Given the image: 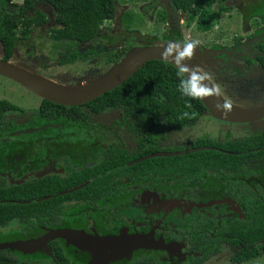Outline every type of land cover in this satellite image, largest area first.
<instances>
[{
	"label": "flooded vegetation",
	"instance_id": "obj_1",
	"mask_svg": "<svg viewBox=\"0 0 264 264\" xmlns=\"http://www.w3.org/2000/svg\"><path fill=\"white\" fill-rule=\"evenodd\" d=\"M231 1L233 0L227 2ZM169 7L173 9L170 1ZM216 7L215 2L213 10H216ZM165 15H161V18ZM262 16H264L263 13ZM165 19V31L156 34L154 38L174 42L177 29L181 42H183L182 29L177 17ZM190 23L193 26L194 20ZM216 23L217 21H214L213 25ZM126 25L122 26L128 27ZM194 29L200 32L195 25ZM49 35L48 31V40L53 41ZM107 36L110 35L106 34L105 37ZM93 39L78 43L75 47L77 52L81 53L86 49H91L93 44L95 48L96 46L99 48L100 44L105 48L113 49L119 57L118 61L129 48L137 46L133 43L125 46H118L115 42V44H107L100 35V29ZM263 42L264 33L256 42V49L251 54L254 67L262 73H264V52L259 50L258 45ZM45 44L52 50H56L59 58L54 60L55 63L52 60L49 61L48 58L47 65L39 63L38 74L51 79L56 78L58 83L77 84L87 72L102 74L107 66L112 64L104 62L106 54L89 56L86 60L77 57L71 62H63L61 61L62 50L56 47V42L51 45L46 41ZM81 46L83 48H80ZM14 47L17 50L16 42L13 51ZM48 51L51 52L46 48L43 54L47 56ZM224 51L230 54L228 50H223L221 52L223 56ZM236 51L240 54L239 56L242 55L240 50L236 49ZM10 58L7 61H10ZM245 61H247V56H245ZM248 63V66L240 64L242 68L247 67L251 70V62ZM62 74L64 79L60 78L63 79L60 81L58 75ZM14 97L18 100L22 98V95L15 94ZM38 100V104H34L36 106L33 108H30V104H28L29 107L26 105L30 109L7 100L15 105L16 109H7L2 113L0 182L6 186L17 185L44 176H52L63 183H71L76 181V178H82L79 183L55 192L57 195L74 193L72 196L59 200V211L53 225L35 224L41 231H35L34 235L28 236V221L20 224L14 218L12 220L16 223V228L10 230L14 232L6 241L36 237L41 235L45 228H68L81 230L92 236L136 237L141 243L154 245L139 246L131 251L127 259L121 257L106 264H130L140 260L148 264H195L198 259H200L199 264H226V262L228 264H248L262 254L264 248L258 256L251 259L240 262L233 259L237 251L243 248V243L250 242L254 245L258 241L261 244L264 243L263 239L257 240L253 235L248 237L247 232L241 231L250 221L245 204L247 202L254 204L256 199L264 197V157L246 159L243 164L246 169L244 173H241L239 169V160L234 162L232 167H225L222 164L206 167L203 164L200 167L193 166L194 170L192 166L186 164L184 173L169 171L174 166L170 164H166L167 170L164 172H154L149 168L141 166L133 168L132 166L145 160L141 159L142 157L152 153H174L196 149L188 153L153 156L165 158L189 155L206 149L230 153L222 146L234 140L264 133V126H258L255 123L253 128L259 132H250L251 128L247 127L248 123L222 122L205 114L204 109L192 124L181 128H174L164 122L149 128V125L137 123L133 117L126 115L123 107L105 106L101 111L94 113L81 104L76 106H79V110L88 117L81 128H88L87 136L90 137L92 133L95 138L94 141H81L79 140L82 138L81 135L74 136V133L65 131V127L55 121L39 123L42 119L38 108L42 98L39 97ZM263 100L264 97L260 102ZM109 111L117 112L118 116L109 117L112 122L104 124L103 128L94 125L97 116L108 114ZM204 116L207 117L203 118ZM91 122L93 124H90ZM73 123L77 122L73 121ZM19 124L22 127H18ZM106 128L109 131L108 134ZM40 131H42L40 141L42 144L37 148L33 134ZM96 134L99 138H96ZM58 137L65 138L60 152L57 150L60 141L54 142L53 139ZM145 147L151 148L152 152L144 154L143 148ZM110 155L118 161L117 166L108 168L107 164L101 165ZM92 181H95V187L82 188ZM241 235L244 237L242 238ZM56 239L62 247L72 246L66 244L61 238ZM72 247L78 259L88 264L90 254Z\"/></svg>",
	"mask_w": 264,
	"mask_h": 264
},
{
	"label": "trees",
	"instance_id": "obj_2",
	"mask_svg": "<svg viewBox=\"0 0 264 264\" xmlns=\"http://www.w3.org/2000/svg\"><path fill=\"white\" fill-rule=\"evenodd\" d=\"M169 1L174 10L184 13L186 19L194 20L195 28L200 31L210 29L218 15L229 10V6L225 3L229 0ZM212 1L217 3L216 10L211 9ZM38 2L48 4L53 12V26L49 27L48 31L49 37L56 42V47L62 50L61 61L71 62L77 57L86 60L89 56L103 54H106L104 62L110 64L117 61L119 57L115 51L100 44H97L99 48L97 46L95 48L93 44L91 49L81 53L75 48L78 43L93 39L102 21L114 16L117 10L116 0H21L20 2L0 0V46L3 60L7 61L10 58L14 43L18 39H27L35 26L46 21L47 15L35 8ZM153 2L154 0L148 2L142 8L151 7ZM262 13L264 14V1ZM119 22L124 25L123 17ZM176 36L174 42L181 44L177 29ZM258 48L264 52V42L259 44ZM177 73L178 69L164 60H148L120 85L100 94L83 106L94 113L101 111L105 106L123 107L126 115L133 117L137 123L149 125V128L161 122L174 128H181L192 124L205 108L200 100L182 95L178 87L181 77ZM189 104L191 107H188ZM7 109L15 110L16 107L9 101L0 99V125L2 113ZM38 110L42 119L39 123L49 121L58 123L61 120L83 123L88 119L86 114L79 110V106L66 107L46 99H42ZM185 113L188 115L185 116ZM222 147L230 153L206 149L178 157H150L133 164L132 167L141 166L149 168L150 171L164 172L167 170L166 164H170L174 166L169 171L184 173L186 164L192 166V169L193 166L200 167L203 164L206 167L220 164L232 167L231 165L239 160V169L244 173L246 169L243 164L246 159L264 157V133L234 140ZM143 149L144 154L152 152L151 148ZM103 164H107L108 168L116 167L118 161L110 155L104 159L101 165ZM81 178H76V181L71 183H63L52 176H44L17 185L6 186L0 182V227L6 226L14 218L20 224L28 221V236H30L35 231H41L35 224L53 225L59 211V200L74 193L57 195L55 192L79 183ZM94 184L95 181H92L82 188H92L95 187ZM245 209L250 221L241 231L247 232L248 237L253 235L257 240H264L262 238L264 237V197L256 199L254 204L247 202ZM3 241L6 239L2 236L0 242ZM47 246L52 254L51 257L40 250L32 253L0 250V264H85L84 260L78 259L72 246L62 247L58 244V239L48 241ZM243 248L237 251L233 257L234 261L240 262L258 256L264 248V243L261 244L259 241L256 245L250 242L243 243ZM199 263L200 259L195 264ZM130 264L148 263L140 260Z\"/></svg>",
	"mask_w": 264,
	"mask_h": 264
},
{
	"label": "rangeland",
	"instance_id": "obj_3",
	"mask_svg": "<svg viewBox=\"0 0 264 264\" xmlns=\"http://www.w3.org/2000/svg\"><path fill=\"white\" fill-rule=\"evenodd\" d=\"M13 1L20 2L16 0ZM152 1L153 0H116L115 4L117 10L114 17L102 21L99 26L101 37L106 40L105 42L107 44L116 43L118 46L130 45V43L134 45H143V43L166 45L168 42L172 41H160L154 37L156 34L165 31V18L177 17L180 28L182 29L181 36L183 42L198 41L195 48L197 53L194 54L191 61H193L196 66L209 72L212 77V83L220 87L222 92L221 96L224 99H228V101L240 107L255 106L263 99L264 73L258 72L254 67L251 54L253 50L256 49V42L259 41L260 36H263L264 33V16H262V2L264 0H233L231 2H225L229 5V10L227 12H221L216 20L217 23L211 26L209 30L200 32L194 29V25L192 26L190 21L186 19L185 14L170 9L169 0H154L151 7H147V9L142 8L143 5H147L148 2ZM234 5H236L237 8ZM211 6L212 9H215V1H212ZM35 8L42 10L47 15V19L45 23L32 29L27 40L16 41L17 50L14 47L13 51L15 57L13 53L10 61L19 67L27 70H34L39 73V63L47 65V58L49 61L52 60L55 63L54 60L59 58V54L56 50H52L50 46L45 44L46 41L51 45L55 44V42L49 41L47 36L49 27L53 26V12L51 7L46 3L38 2L35 4ZM161 15H165V17L161 18ZM121 17H123L124 25L127 24L126 26L128 27H123V24L119 23ZM106 34L110 36L105 37ZM46 48L51 50V52L48 51L49 53L47 56L43 54ZM80 48H83V46ZM236 49L241 51V56H239L240 54L237 53ZM223 50H228L230 54L224 51L223 56L221 53ZM245 56H247V61L251 62V70L247 67L242 68L240 64L242 63V65L244 64L245 66L249 65V63L245 61ZM227 60H229L228 63L226 62ZM69 66L74 67L73 65ZM259 71H261L260 68ZM91 74L87 72L85 76L81 77L82 79L79 83L87 82L101 73L97 74V72H92ZM58 78L62 81L64 79L63 74L58 75ZM52 80L56 81L58 79L52 78ZM15 94H21L22 98L16 100L14 97ZM0 99H7L25 108L29 107L28 104L31 105L30 108H33L36 106L34 104H38L39 102V96L1 75ZM205 114L209 115L207 112H205ZM113 115L115 117L118 116L115 111H109L108 114L105 113L97 116V119L94 120L96 121L94 125L103 128L104 124H110L112 122V120H109V117ZM206 117L207 116H204L203 118ZM58 124L64 126L65 131L74 133V136L81 135L82 138H79L81 141L95 140L92 133H90V137L87 136L89 133L88 128H81V125L85 123H73L67 120H61L58 121ZM90 124H93V122ZM256 124L258 126H264V118L257 121ZM18 127L22 126L19 124ZM247 127L251 128L250 132H259V130L253 128V126L250 127V125H247ZM105 130H107V128ZM57 132L61 133L60 131ZM106 133L108 134L109 131L107 130ZM41 135L42 131L33 134V140L36 141L35 145L37 148L41 147L42 144V142L40 143ZM96 138H99L97 134ZM53 139L54 142L60 141L57 145L59 147L57 150L60 152V147L65 142V138L62 139L58 137ZM13 228H16L14 220L9 221L6 226L0 227V237L3 236L7 239L12 236V232L14 231L10 230H14ZM226 264L228 263L226 262ZM248 264H264V250L261 255L251 260Z\"/></svg>",
	"mask_w": 264,
	"mask_h": 264
},
{
	"label": "water",
	"instance_id": "obj_4",
	"mask_svg": "<svg viewBox=\"0 0 264 264\" xmlns=\"http://www.w3.org/2000/svg\"><path fill=\"white\" fill-rule=\"evenodd\" d=\"M164 46V44L132 46L118 61L109 65L102 74L87 82L74 85L58 83L35 71L19 67L2 58H0V75L11 79L42 99L67 107L76 106L89 102L100 94L117 87L148 60H164L178 69L171 57L162 55ZM196 53L197 51L195 50L194 54ZM175 54L174 52L173 55ZM184 63L189 67L196 66L191 60H185ZM200 102L211 117L229 124L248 123L253 126L256 121L264 118V100L252 107H240L231 103V111L227 112L220 111L216 107L217 104L222 105L228 102L222 96L208 97L201 99ZM194 150L196 149L174 153H152L141 159L160 155L188 153ZM56 238L63 239L66 244L72 245L79 250L87 251L90 254L88 264H106L121 257L127 259L131 251L139 246H154L151 243L149 245L141 243L136 237L92 236L81 230L45 228L44 232L36 237L0 242V250H16L22 253H32L40 250L51 256L47 242Z\"/></svg>",
	"mask_w": 264,
	"mask_h": 264
},
{
	"label": "clouds",
	"instance_id": "obj_5",
	"mask_svg": "<svg viewBox=\"0 0 264 264\" xmlns=\"http://www.w3.org/2000/svg\"><path fill=\"white\" fill-rule=\"evenodd\" d=\"M197 44L198 41H185L182 44L168 42L164 46V52L162 55L171 57L177 65V75L181 77L178 87L182 95L194 100H201L212 96H221L222 92L220 87L212 83V77L208 71L199 66L189 67L184 63L185 60H191L194 57ZM174 52L176 53L175 55H173ZM188 107H191V105L189 104ZM216 107L220 111L227 112L231 111L232 104L230 102H225L222 105L217 104ZM184 115L187 116L188 113H185ZM183 138L186 139L187 137Z\"/></svg>",
	"mask_w": 264,
	"mask_h": 264
},
{
	"label": "crops",
	"instance_id": "obj_6",
	"mask_svg": "<svg viewBox=\"0 0 264 264\" xmlns=\"http://www.w3.org/2000/svg\"><path fill=\"white\" fill-rule=\"evenodd\" d=\"M16 1H21V0H16Z\"/></svg>",
	"mask_w": 264,
	"mask_h": 264
}]
</instances>
